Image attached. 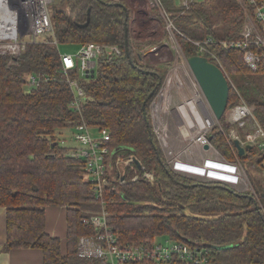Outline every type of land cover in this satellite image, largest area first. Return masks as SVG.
Segmentation results:
<instances>
[{"label":"trees","instance_id":"16d2710c","mask_svg":"<svg viewBox=\"0 0 264 264\" xmlns=\"http://www.w3.org/2000/svg\"><path fill=\"white\" fill-rule=\"evenodd\" d=\"M159 1V12L163 8L177 27L185 56L199 54L194 39L216 40L210 46L232 78L229 104L242 97L253 105L264 127V66L252 68L245 61V48L221 42L240 35L247 0H190L188 8L178 0ZM51 15L54 30L43 38L27 43L17 55L0 51V206L7 209L4 249L40 248L44 264H106L101 258L78 255L79 238L96 232L85 217L104 205L108 223L123 244L169 237L199 244L217 264H264V183L259 191L250 179L258 199L249 190L178 173L168 164L152 127L150 102L171 61H144L138 49L141 44L132 41L130 32L126 43L125 27L131 17L127 2L60 0L52 5ZM159 18L165 22L161 12ZM89 41L118 44L122 54L103 51L95 74L89 77L81 76L78 67L63 70L59 45ZM31 76L37 78L36 84ZM69 77L78 78L89 96L82 115L71 106ZM83 118L97 130L108 129V144L118 148L115 153H121L123 160L135 156L155 174L154 181L140 169V177L133 180L138 166L129 161L121 165L126 181L120 183V168L113 160L110 177L116 178L109 177L104 200H98L95 183L85 177L87 159L76 157L72 146L59 137ZM221 122L228 132L232 124L223 117ZM212 134L226 158L239 159L244 168L253 166L264 177L260 147L252 145L240 154L220 126ZM50 205L67 209L65 242L47 230Z\"/></svg>","mask_w":264,"mask_h":264},{"label":"built area","instance_id":"2783aa9c","mask_svg":"<svg viewBox=\"0 0 264 264\" xmlns=\"http://www.w3.org/2000/svg\"><path fill=\"white\" fill-rule=\"evenodd\" d=\"M54 0H0V51L17 55L23 51L27 43L39 40L42 35L54 30L51 6ZM190 0L183 4L189 7ZM163 11V12H162ZM165 17L171 48L170 56L162 59L171 61L165 78L150 102L152 127L165 154L168 164L178 173L198 177L208 181L226 184L238 190H249L259 199L258 193L247 177L246 169L239 159L226 158L213 143V130L220 126L228 139H239L241 144L257 145L264 151V127L256 118L253 105L242 97L227 108V120L232 127L225 131L221 119L215 113L190 68L187 56L184 55L180 42L175 34L177 27L173 19ZM246 20L240 35L230 40H222L225 46L245 48V61L254 69L264 66V0H247L245 4ZM168 33V34H167ZM132 37V41L135 39ZM216 40L208 37L194 39L199 55L217 64L226 75L229 84L231 75L225 68L217 51L211 48ZM138 47L144 61H149L147 43ZM158 54L159 49H153ZM105 51L109 55L119 56L122 49L118 44L102 45L89 41L81 44L73 53H62L63 70L78 67L83 77H89L96 71L97 58ZM162 60V61H163ZM73 91L71 106L83 114V105L88 94L78 78H68ZM31 83L37 78L31 76ZM225 112V113H226ZM172 113H175L174 115ZM175 126L172 121L176 119ZM72 136L78 142L71 150L76 157H85V177L95 183L94 194L98 200H104V188L109 184L113 173L114 161L120 168V183L126 181L121 165L129 161H137L135 156L123 160L115 155L108 141L111 135L108 129H96L83 118L81 123L73 126ZM175 127V131H174ZM212 136V138H211ZM235 144V142H234ZM207 145V146H206ZM236 146V144H235ZM237 152H239L236 146ZM116 158V159H115ZM114 160V161H113ZM139 161V160H138ZM140 162V161H139ZM116 164V163H115ZM141 164V162H140ZM142 175L154 181L155 174L146 170L141 164ZM110 177V178H109ZM140 177V172L133 180ZM103 204V203H102ZM96 229L93 235H82L78 241V255L81 257H97L106 264H217L210 261L206 250L199 244L186 240L167 237L165 240L145 244H123L108 223V212L104 205L85 217Z\"/></svg>","mask_w":264,"mask_h":264},{"label":"crops","instance_id":"0c3cea01","mask_svg":"<svg viewBox=\"0 0 264 264\" xmlns=\"http://www.w3.org/2000/svg\"><path fill=\"white\" fill-rule=\"evenodd\" d=\"M130 7L131 12L135 7H139L140 3L130 2L126 0ZM159 18V17H157ZM131 19V18H130ZM157 20V19H156ZM159 20H161L159 18ZM158 20V22H159ZM161 23V21L159 22ZM162 23L159 25L152 19V22L144 25L142 34H139L134 28H130L132 37L141 41V43L155 44L153 49H159L158 54L154 50H150V59H162L163 56H170L171 48L169 47L168 40L165 39ZM166 54V55H164ZM172 56V55H171ZM159 61V60H158ZM67 209L65 206L50 205L47 207V230L53 235H56L65 242L67 236ZM7 241V209L0 206V264H44L43 251L40 248H15L5 250L4 245Z\"/></svg>","mask_w":264,"mask_h":264},{"label":"water","instance_id":"95a60500","mask_svg":"<svg viewBox=\"0 0 264 264\" xmlns=\"http://www.w3.org/2000/svg\"><path fill=\"white\" fill-rule=\"evenodd\" d=\"M116 4H123L121 1L116 2ZM127 5L129 3L127 2ZM130 6V5H129ZM126 43L129 39L130 24L126 23ZM188 64L198 79L200 85L202 86L206 97L215 113L217 119H221L227 108L229 107V95H230V84L223 70L214 62L209 61L205 56L195 54L187 57ZM161 61H157L159 63ZM93 72L92 75H94ZM155 90L152 91L151 96L154 94ZM212 138V136H211ZM235 144L238 147L239 153L243 154L246 150L239 139H235ZM207 146V145H206ZM251 145H247L250 147ZM137 166L140 168L141 164L137 160Z\"/></svg>","mask_w":264,"mask_h":264},{"label":"rangeland","instance_id":"374dc122","mask_svg":"<svg viewBox=\"0 0 264 264\" xmlns=\"http://www.w3.org/2000/svg\"><path fill=\"white\" fill-rule=\"evenodd\" d=\"M133 1L137 2V3H140V6L139 7H135L133 9V12H131V17H130L131 19H130V22H129L130 28H134L136 30V27H137L138 33L142 34V32L144 30V25L151 23L152 19H154L155 22H157L159 25L162 23L163 31L168 30L166 23H164L162 20H159V18H157V17H159V13L161 12V10L159 12V8L162 7V4L160 3L159 0H130V2H133ZM178 1L183 4L184 0H178ZM59 2H60V0H54L52 5L55 4V3H59ZM158 20H159V22L161 21V23H159ZM164 36H165V39L169 40V37L166 36V33L164 34ZM43 37L44 36H42L40 38H43ZM138 43L142 44L141 41H139ZM147 45H148L147 46L148 50L150 51L151 48H153L155 44L147 43ZM141 47H142V45H141ZM59 48H60L62 53H66V52L73 53L79 48V46L77 44H75V43H62V44L59 45ZM164 55H166V54H164ZM148 60L151 61V62H155V63L158 60L161 61V62L168 61L166 59H164V60L163 59H161V60L160 59H158V60L153 59L152 60V59H150V57H149ZM172 114L174 115L175 113H172ZM223 119H224L225 122L228 121L227 120V112L224 114ZM172 124L174 126H175V124H177V116H176V119H174V121H172ZM72 131H73V129L71 127H66L65 129H63L61 131V133L59 132L60 134L58 133L59 137L63 138L62 141L65 144H68L69 146L70 145L71 146H75L78 143L73 138ZM93 131L95 133H98L97 129H94ZM174 131H175V127H174ZM117 155L120 156L121 153H117ZM247 165H254V164H247ZM245 169H246L247 177L249 176L248 179L249 180L251 179L252 182L256 186H258L259 191H261L260 185L262 183H264V177L261 174H259L257 172V169H255L253 166H247ZM138 171H139V167H137V169L134 171V173L138 172ZM165 239H166V237L159 238V240H162V241L165 240ZM227 264H231V263H227Z\"/></svg>","mask_w":264,"mask_h":264},{"label":"flooded vegetation","instance_id":"af4514ba","mask_svg":"<svg viewBox=\"0 0 264 264\" xmlns=\"http://www.w3.org/2000/svg\"><path fill=\"white\" fill-rule=\"evenodd\" d=\"M126 1V0H125ZM127 2V1H126Z\"/></svg>","mask_w":264,"mask_h":264}]
</instances>
